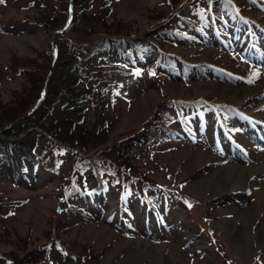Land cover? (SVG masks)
I'll return each mask as SVG.
<instances>
[{
    "label": "rangeland",
    "instance_id": "1",
    "mask_svg": "<svg viewBox=\"0 0 264 264\" xmlns=\"http://www.w3.org/2000/svg\"><path fill=\"white\" fill-rule=\"evenodd\" d=\"M101 38L111 43L96 51ZM65 66L81 81L71 91ZM262 84L264 0L0 2V141H19L4 131L49 110L44 131L34 128L47 136V166L23 180L0 163V264H121L138 241L163 247L160 264L172 247L178 264H264V248L243 262L217 227L224 218L241 228L230 212L256 205L260 187L199 196L202 178L186 170L191 154H209V176L264 164V96H229ZM154 93L149 116L128 122ZM95 167L110 180L106 197L89 192Z\"/></svg>",
    "mask_w": 264,
    "mask_h": 264
},
{
    "label": "bare ground",
    "instance_id": "2",
    "mask_svg": "<svg viewBox=\"0 0 264 264\" xmlns=\"http://www.w3.org/2000/svg\"><path fill=\"white\" fill-rule=\"evenodd\" d=\"M149 98L143 99L137 108L135 109L133 115L128 120L131 123H139L149 116L151 112L152 105H154L158 99L157 95L150 94ZM230 98H238L241 96L240 105H244L245 100L251 99L253 97L260 98L264 96V84L259 86L256 90L246 91L243 93V90L235 89L230 93ZM231 100V99H230ZM151 115V114H150ZM215 159L217 157L213 156ZM252 159H255L254 156H249ZM200 160V161H199ZM212 162L209 154L189 155V163L186 166V170L189 176H200L202 179L198 180L195 185H193L194 194H199V196H205L207 193L212 192L213 199L229 198L230 195L244 194L250 188L260 187L257 193V204L254 206H249L247 209H235L234 217L236 221L242 222V227H236L234 221L225 220L222 218L218 223L217 227L220 231L227 234V236L233 241L235 245V252L241 258L243 262H246L253 255L255 245L261 246L264 248V223L259 225L256 228V231H253V226L256 224V220L264 221V181H259L258 178L264 176V164L260 166H251L249 168L229 164L226 167H220L217 172L212 175H205L202 172L204 166ZM259 163V162H257ZM255 162V164H257ZM202 175V176H201ZM206 176V177H203ZM254 179L252 180V178ZM211 198V199H212ZM219 215H222V212H218ZM224 213H227L226 211ZM176 235L179 233L175 232ZM109 240L115 238V236L108 235ZM128 244V243H125ZM135 245V250L131 255L128 256L121 264H138L137 262L142 260L152 258V264H160L164 260L163 247L162 248H151L148 244L142 243L140 241L132 243ZM239 246V247H237ZM126 245H120L118 249H125ZM245 248V249H244ZM244 249V250H243ZM241 250H243L241 252ZM179 251L172 247L170 250L168 261L165 264H178L180 255ZM135 256V258H134Z\"/></svg>",
    "mask_w": 264,
    "mask_h": 264
},
{
    "label": "trees",
    "instance_id": "3",
    "mask_svg": "<svg viewBox=\"0 0 264 264\" xmlns=\"http://www.w3.org/2000/svg\"><path fill=\"white\" fill-rule=\"evenodd\" d=\"M97 19L98 17L96 18V20ZM134 42H130V43L132 44ZM106 43L110 44L111 38H101L99 42L94 44V46H98L96 51L106 47L105 46ZM123 43H119L120 48L123 47ZM115 47L117 48V45H115ZM65 65H67V63H65ZM75 70H76L75 66L70 69H68V67L65 66L62 69L65 77L66 90L71 91L73 90L72 88H78L81 84V81L76 76L77 73ZM58 94L59 92L56 93V95ZM85 99L86 97H79L78 99L69 101V104H72V106L76 104L81 106L85 103L84 101ZM48 114H49V110H44L39 114L33 115V117L30 116L31 118H27L25 124L23 122L19 124H15L11 128H8L4 131L6 138H10V137L19 138V141L17 142H7V140L0 141L1 152L6 153V155L8 156V159L2 158L0 160L1 166L5 165L9 167V164H14L17 167L16 170H14L17 179L19 176L20 178L22 177L23 179H25L26 174L30 171V168L34 167L35 165H38V167L47 166L46 162H48V160L47 158L46 159L43 158L42 156L43 154L41 155V151L46 149V145L48 144L46 143V141L48 139L47 136L41 130H43L44 127L43 125H45V118L48 116ZM73 127L74 130L72 132L74 136H79L81 134H84L83 130L78 126L74 125ZM34 128H40L41 130L40 131L39 129L35 130ZM101 129H104V127H102ZM21 136L24 137L20 139ZM90 169L95 170L98 178L97 179L98 184H96V186L93 188H89V190L91 191V189H94V191H96L98 188L99 190L108 191L107 186L110 187V180H108L105 176L102 177L100 170L96 169V167ZM145 182L148 184V187L153 186V183L148 182V180ZM104 183H106L107 185Z\"/></svg>",
    "mask_w": 264,
    "mask_h": 264
},
{
    "label": "water",
    "instance_id": "4",
    "mask_svg": "<svg viewBox=\"0 0 264 264\" xmlns=\"http://www.w3.org/2000/svg\"><path fill=\"white\" fill-rule=\"evenodd\" d=\"M57 245H58V247H59V249H60L61 251H64V248H63V246L59 243V241L57 242Z\"/></svg>",
    "mask_w": 264,
    "mask_h": 264
},
{
    "label": "snow or ice",
    "instance_id": "5",
    "mask_svg": "<svg viewBox=\"0 0 264 264\" xmlns=\"http://www.w3.org/2000/svg\"><path fill=\"white\" fill-rule=\"evenodd\" d=\"M0 2H3V0H0ZM154 74V73H153ZM250 83L252 82L251 80L249 81ZM189 207H191V205H189Z\"/></svg>",
    "mask_w": 264,
    "mask_h": 264
}]
</instances>
